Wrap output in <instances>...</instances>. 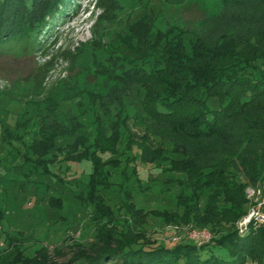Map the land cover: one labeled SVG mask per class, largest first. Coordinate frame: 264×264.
Segmentation results:
<instances>
[{"label": "rangeland", "instance_id": "rangeland-1", "mask_svg": "<svg viewBox=\"0 0 264 264\" xmlns=\"http://www.w3.org/2000/svg\"><path fill=\"white\" fill-rule=\"evenodd\" d=\"M102 1L67 0L63 13L56 15L53 24L39 33L37 47L33 44V49L24 42L12 43L3 48L5 53L0 54V248L7 249L5 242L8 239L17 240L31 255L42 246L48 247L52 254L56 247L63 255L52 257L62 262L73 251L62 244L63 240L79 242L89 250L96 249L98 244L93 238L108 227L104 226L107 213L102 211L103 207L98 208L88 200L90 193L86 185L91 163L83 157L65 156L74 150L67 145L68 139H54L52 149L56 156L49 168L52 175L43 174L40 168L34 167V161H46V158L32 157L34 145L43 141L37 133V126L45 120L43 116L48 110L37 106L45 100L50 107L54 103L58 106L54 113L58 120H64L65 113H72L81 124L79 132L83 138L88 136L90 140L96 136L98 139L96 132H99L97 142L102 140L100 145L105 143L108 146L115 141L116 152L113 153L101 152L95 145L104 166L100 168L102 173L98 174L101 181H94L92 185L113 218V225L117 228L113 231L115 239L131 229L123 223L131 217L127 210L129 204L135 206L134 210L141 213L139 217L142 218L133 225V230L157 244L173 246L179 243V236L172 239L177 232L185 235L189 232L188 237H196V234L212 236L229 228L236 229L241 235L250 228L256 231L264 224V179L261 178L264 177V143L241 144L236 134L241 132L245 118L252 122L257 115H244L227 123L224 137L197 140L181 136L166 125L152 127L145 119L154 133L159 137L167 135V140L191 155L196 165L210 163L218 168L236 165L239 180H244V172H253L251 169L256 163L261 166L262 174L255 183L244 186L245 213L231 225L219 221L212 232L210 227L199 226L193 221L195 212L202 213L207 205L209 189L183 185L186 173L173 167L177 155L145 161L134 142L139 136L133 141L129 138L131 129L128 124L135 128L125 118L122 109L112 104L109 111H104L100 102L90 101L88 94H80L90 90L98 95L99 100L111 103L117 100L110 99L109 93H123L122 103L134 113L146 116L141 111L143 89L135 79L110 81L95 73L86 50L81 52L85 45L95 41L94 34L99 36L93 30L97 17L109 15L104 11ZM120 3L123 4L122 13L126 12L136 22L131 26L132 32L124 27L125 21L109 18L111 20L107 22L104 15L102 24L97 26L105 32L101 43L108 42L114 52L125 49L118 33L122 36L127 33V37H134L138 44L147 39V35L152 40L161 41L168 34L182 39L187 48V41L196 38L206 45L207 51L216 48L224 36L233 39L249 36L257 27L247 26L243 17L264 12V2L227 9L222 7V0H121ZM247 50L250 45L244 49ZM129 86H132L130 91ZM23 123L27 126L19 127ZM85 148L86 144H81L75 151L81 153ZM193 207L195 212H191ZM257 209L258 213L254 214L253 210L256 212Z\"/></svg>", "mask_w": 264, "mask_h": 264}, {"label": "trees", "instance_id": "trees-1", "mask_svg": "<svg viewBox=\"0 0 264 264\" xmlns=\"http://www.w3.org/2000/svg\"><path fill=\"white\" fill-rule=\"evenodd\" d=\"M120 1H102L104 11L109 13L108 16L103 15L107 22L111 20L109 18L125 21L124 27L132 32L130 30L136 22L132 21L126 12L122 13L123 4ZM253 2L262 3L264 0H222V7L234 8ZM66 3L67 0H0V54L5 53L2 52L3 48L12 43L24 42L33 49V44L37 47L39 33L53 24L56 15L63 13ZM103 15L97 17L93 29L99 36L94 34L95 41L85 45L81 52L86 50L95 73L106 76L110 81L117 79L125 82L129 78L135 79L143 89L144 94L140 102L141 111L146 116L134 113L131 108L125 106L121 101L123 93H109L110 99L117 100L111 103L99 100L98 95L90 90L80 94H88L90 101L100 102L104 111H109L112 104L122 109L125 118L135 128L128 124L127 127L131 129L129 138L133 141L139 136V140L134 142L138 144L140 155L145 161L166 159L168 155L172 156L171 154L177 155L178 160L173 161V167L186 173L183 185L194 189H209L207 205L204 206L203 212L198 214L194 207L191 209V212H195V224L208 226L212 232L215 226L218 227L219 221L233 224L246 211L243 208L247 202L243 194L244 186L255 183V179L262 174L261 166L256 163L251 169L253 172H244V181L239 180L240 174L236 165L227 164L226 168L211 166L210 163L196 165L191 155L175 148V144L167 140V135L159 137V134L154 133V129L149 128L145 119L151 122L152 127L166 125L181 136L197 140L212 136L224 137L227 123L244 115L247 117L249 114H255L258 118L252 122L245 118L241 132L236 134V138L241 144L264 143V131L257 130L264 129V12L243 17L247 26L257 27L249 36L239 39L224 36L217 42L216 48L207 51L206 45L196 38L187 41V48L182 39L168 34L161 41L152 40L147 35V39L138 44L134 37L128 38L127 33L126 36L118 33L125 44L124 51H111L108 42L101 43L105 32L97 29L103 22ZM249 45L250 50L244 51ZM121 53H124L123 56ZM127 89L130 91L132 86ZM37 107H44L48 112L43 116L45 120H41V124L37 126V133L43 141L34 145L32 157L46 158V161H34V167L40 168L43 174L52 175L49 168L54 164L53 158L56 156L52 149L54 139H68L67 145L74 147V150L65 156L83 157L91 163V173L86 185L90 193L88 200L97 204L98 208L103 207L102 211L107 213L104 226L108 227L103 228L102 232L93 238L98 244L96 249L89 250L79 242L63 240L61 243H65L64 246H69L73 251L62 262L52 257L63 255L59 248L54 247L50 254L49 248L42 246L31 255L17 240L8 239L5 242L7 249L4 251L0 248V264H246L248 261L264 264V224L256 231L250 228L242 235L236 229L229 228L227 231L210 235L207 240L191 238L184 232H177L173 236H179L181 241L168 246L165 243L157 244L133 230L132 227L136 222L142 221V218L139 217L141 213L134 210L135 206L129 204L127 210L131 212V217L123 223L131 226L128 227L131 229L115 239L113 231L117 228L113 225V218L92 186L94 181H101L100 168L104 166L98 158V148L100 147L101 152H116L115 141L108 139L112 141L107 142L108 146L105 143L100 145L102 140L97 142L99 132H96L98 139L96 136L90 140L88 136L83 138L79 132L81 124L72 113H65L64 120L55 117L54 113L58 109L55 103L50 107L45 100ZM26 126V123H23L19 127ZM81 144H86L87 149H83L81 153L75 151ZM186 206L191 207L194 204ZM186 219L187 216L184 222Z\"/></svg>", "mask_w": 264, "mask_h": 264}, {"label": "built area", "instance_id": "built-area-1", "mask_svg": "<svg viewBox=\"0 0 264 264\" xmlns=\"http://www.w3.org/2000/svg\"><path fill=\"white\" fill-rule=\"evenodd\" d=\"M253 213H254V214L258 213V209L256 210V212L253 210ZM252 216H253V215H252ZM188 233H189V232H188ZM188 233H187L186 235H189ZM209 236H210V235H205V234H204V235H202V234H201V235H198V234H196V237L191 236V238H199V239H201V240H207V239L209 238ZM174 238H175V236H173L172 239H174Z\"/></svg>", "mask_w": 264, "mask_h": 264}]
</instances>
